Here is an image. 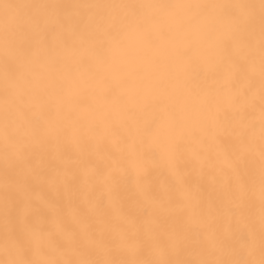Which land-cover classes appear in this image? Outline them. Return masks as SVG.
Masks as SVG:
<instances>
[{
  "label": "snow or ice",
  "instance_id": "obj_1",
  "mask_svg": "<svg viewBox=\"0 0 264 264\" xmlns=\"http://www.w3.org/2000/svg\"><path fill=\"white\" fill-rule=\"evenodd\" d=\"M0 264H264V0H0Z\"/></svg>",
  "mask_w": 264,
  "mask_h": 264
}]
</instances>
